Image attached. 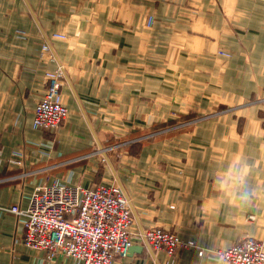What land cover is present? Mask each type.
I'll list each match as a JSON object with an SVG mask.
<instances>
[{
	"label": "crops",
	"instance_id": "obj_1",
	"mask_svg": "<svg viewBox=\"0 0 264 264\" xmlns=\"http://www.w3.org/2000/svg\"><path fill=\"white\" fill-rule=\"evenodd\" d=\"M170 34L191 40V128L156 132L101 166L97 147L140 140L152 124L179 118L182 104L165 95L174 88L164 85L163 68L155 90L142 76L148 43L164 54ZM58 67L69 116L56 129H36L46 71ZM223 103L232 114L216 112ZM262 110L264 0H0V264H77L27 246L21 220L2 209L28 206L38 186L53 182L119 183L133 233L162 225L195 240L173 264H228L216 248L247 235L264 239ZM134 246L114 264L167 258L146 241Z\"/></svg>",
	"mask_w": 264,
	"mask_h": 264
},
{
	"label": "built area",
	"instance_id": "obj_2",
	"mask_svg": "<svg viewBox=\"0 0 264 264\" xmlns=\"http://www.w3.org/2000/svg\"><path fill=\"white\" fill-rule=\"evenodd\" d=\"M48 47L45 44L43 49ZM46 78L48 85L36 104L34 127L53 130L69 116L61 91L64 67L47 72ZM2 209L14 213L23 223L24 243L45 250L49 259L63 254L77 264H114L142 240L155 253H166L163 264H173L178 253L191 244L160 226L145 228L139 235L133 233L131 202L116 182L44 184L34 190L28 206L11 204ZM216 253L228 264H264V240L248 236Z\"/></svg>",
	"mask_w": 264,
	"mask_h": 264
},
{
	"label": "rangeland",
	"instance_id": "obj_3",
	"mask_svg": "<svg viewBox=\"0 0 264 264\" xmlns=\"http://www.w3.org/2000/svg\"><path fill=\"white\" fill-rule=\"evenodd\" d=\"M154 23H155V15L154 14H148L146 17V20H145V25L147 26V28L148 29L152 28ZM219 30H220V32H217L218 36L221 35V37H223L222 32H221L222 28H219ZM57 34H54V36L55 37H61V38L64 37V36H58ZM146 35H147V38H149V40H151V38H154V36H155L154 34H151L150 31H148V33ZM171 35L172 34H170V36H167L164 40V48H165L164 54H161L163 52H160L158 50L159 46L157 43H155V42H152V43L149 42L148 43L149 49H148L147 53L149 54V58L147 60V69H146V74L142 71V76L147 75L149 90H155V89L159 88V81L156 82V80H158V72H159L158 70L163 68L164 74H165L164 79H163L164 85L170 89L174 88V91H167V92L164 91L165 95L170 96V97L173 96V98L175 97L176 101L174 103H181L182 104L180 107L181 109L179 110V118H177L173 121H167L165 123L159 122L157 127L156 126L154 127L155 123L152 124L153 125L152 127L154 129H151V132L145 133V134H149V135L141 138L140 140L135 141L133 139L132 140H130V139H126V140L125 139H116V141H114V142L110 141L107 144L105 143V145L97 147L95 149L97 152L96 155H98V157L100 158L101 166H107L109 154L113 153L114 150L117 154L116 156L120 157L121 152H123L125 149H129L132 146L133 147H139V145L142 141H145L148 138H150V139L156 138L155 137L156 132L159 133L160 131L169 130L172 128L173 132L176 133V132H179V130L191 128V58L189 59V57H191V40L184 39V38H182L183 36H181V35H179L180 39L177 38V34L176 35L173 34L172 36ZM213 35H214V32H213ZM179 50L182 51V53H179ZM183 51H185V52L183 53ZM218 52H219V54L225 53L223 50H219ZM161 56H163V57H161ZM159 57H161L163 59H161ZM139 63L141 64V61L136 60V63L133 64L135 66L134 68H136V65L139 66ZM148 65H149V67H148ZM47 71L53 72L54 70H50V71L47 70ZM47 71H46V75H47ZM134 71L137 72V70H134ZM134 78L136 80L133 82L139 83V75H135ZM45 79H46V85H48L46 76H45ZM64 80L65 79H63V81ZM46 88H47V86H46ZM62 100H63V97H62ZM165 104H169V103H166V101H165ZM228 109H229V105H227L226 103H223L218 107V110L216 112H218V114H227V115L232 114V112H229ZM262 111H263V116H264V110H262ZM187 121H189V124H190L189 126L186 123ZM242 125H243V122H241L239 124V126H242ZM173 132H171V133H173ZM163 136H171V135H170V133H167V134H163ZM188 142H191V139H189ZM130 202H131V200H130ZM174 206H175L174 204L170 205V207H172V208H174ZM131 208H132V205H131ZM132 215H133V212H132ZM251 217H253V219L256 218L255 215L251 216ZM261 217L264 219V214H262ZM133 219H134V216H133ZM154 226H160V227H163V228H166L170 231L175 232L174 230H172L168 227L162 226V225H154ZM154 226H150V227H154ZM176 234H177V232H176ZM248 236H252V237L257 238L256 236H253V235H247L246 237H248ZM182 239L185 242L191 243L188 248L195 245V240L184 239V238H182ZM243 239H241V240H243ZM258 239H260V238H258ZM241 240H238V241H241ZM238 241H236V242H238ZM218 249L219 248H216L214 250L215 254H217L216 251ZM200 251H202V250H200Z\"/></svg>",
	"mask_w": 264,
	"mask_h": 264
},
{
	"label": "water",
	"instance_id": "obj_4",
	"mask_svg": "<svg viewBox=\"0 0 264 264\" xmlns=\"http://www.w3.org/2000/svg\"><path fill=\"white\" fill-rule=\"evenodd\" d=\"M134 248H135V246H132V247L130 248V253H131V251H132Z\"/></svg>",
	"mask_w": 264,
	"mask_h": 264
}]
</instances>
